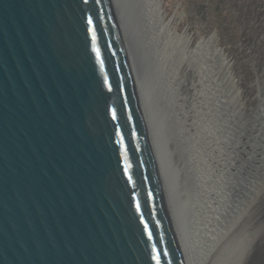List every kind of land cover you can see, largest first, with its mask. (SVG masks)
I'll list each match as a JSON object with an SVG mask.
<instances>
[{"label":"water","instance_id":"water-1","mask_svg":"<svg viewBox=\"0 0 264 264\" xmlns=\"http://www.w3.org/2000/svg\"><path fill=\"white\" fill-rule=\"evenodd\" d=\"M158 22L145 0H0V264H192L205 133L238 144L262 125L264 88L251 117L214 104L209 128L187 136L181 51ZM257 147L259 166L250 152L229 179L208 172L218 264L238 252L233 218L264 170V132Z\"/></svg>","mask_w":264,"mask_h":264},{"label":"rangeland","instance_id":"rangeland-1","mask_svg":"<svg viewBox=\"0 0 264 264\" xmlns=\"http://www.w3.org/2000/svg\"><path fill=\"white\" fill-rule=\"evenodd\" d=\"M156 2L161 13L158 24L168 37V52L181 51L175 105L185 114L182 132L196 136L209 128L210 107L214 104L226 107L235 100L240 114L251 117L257 112L264 88V0ZM260 122L262 125L253 123L247 136L242 135L239 143L230 147H225L213 129L205 133L207 151L213 154L206 158L207 164L203 163L202 178L199 175L196 179L202 186L195 187L197 191L190 199H198L201 208H208L205 223L213 239L220 235L221 219L215 210L218 193L210 186L208 172L229 179L241 158L250 152L254 153V165L259 166L263 148H254V141L264 132V117ZM193 161L194 158L189 163ZM256 183L244 208L233 218L229 247L237 246L238 252L231 258L232 264H264V170ZM215 249L208 264H218L220 260L219 245Z\"/></svg>","mask_w":264,"mask_h":264},{"label":"bare ground","instance_id":"bare-ground-1","mask_svg":"<svg viewBox=\"0 0 264 264\" xmlns=\"http://www.w3.org/2000/svg\"><path fill=\"white\" fill-rule=\"evenodd\" d=\"M147 2V7L150 13L157 17V20L160 21L161 13L160 6L156 2V0H145ZM159 23V22H158ZM164 39L166 40L165 45L166 48L168 46V41L166 39V35L164 34ZM168 38V37H167ZM181 62V61H180ZM193 155H188L187 162L193 160ZM192 158V159H191ZM196 187H199V183L196 181ZM199 194V193H197ZM196 194V195H197ZM198 199H194L193 197L190 199L189 208L191 213V225L190 228H187L188 235V245L190 249V255L188 260L191 261L192 264H208L213 254L215 253V247L220 244L219 235L214 239L208 235L209 227L208 223H205V214L209 212L208 208H201V206L197 203ZM212 228V227H210ZM218 250V249H217Z\"/></svg>","mask_w":264,"mask_h":264}]
</instances>
